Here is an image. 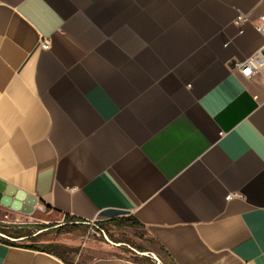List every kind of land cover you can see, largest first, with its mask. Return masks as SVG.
Wrapping results in <instances>:
<instances>
[{"label": "crops", "instance_id": "0c3cea01", "mask_svg": "<svg viewBox=\"0 0 264 264\" xmlns=\"http://www.w3.org/2000/svg\"><path fill=\"white\" fill-rule=\"evenodd\" d=\"M263 15L264 0H0V182L40 221L133 217L172 264H264ZM0 264L69 263L0 241Z\"/></svg>", "mask_w": 264, "mask_h": 264}, {"label": "rangeland", "instance_id": "374dc122", "mask_svg": "<svg viewBox=\"0 0 264 264\" xmlns=\"http://www.w3.org/2000/svg\"><path fill=\"white\" fill-rule=\"evenodd\" d=\"M0 218L12 223L20 221V225L31 227H37L38 224H53L52 232L36 241L12 240L14 238L10 240L19 244L48 246L70 264H87L100 257H119L131 264H152L151 262L158 264L154 256L161 260L162 264V259L167 264H172L161 247L143 228L132 229L118 226L110 221L73 225L65 217L54 218L52 216L40 221L42 219H34L31 215L18 216L4 210H0ZM147 259H151V262Z\"/></svg>", "mask_w": 264, "mask_h": 264}, {"label": "trees", "instance_id": "16d2710c", "mask_svg": "<svg viewBox=\"0 0 264 264\" xmlns=\"http://www.w3.org/2000/svg\"><path fill=\"white\" fill-rule=\"evenodd\" d=\"M69 220L70 223L73 225H81V224H90L89 221H85L82 219H79L77 217H72L67 215L65 217ZM110 222L118 225V226H126L128 228L132 229H140L144 228V226L135 218L128 217L127 219H113L110 220ZM54 227L53 224H38L37 227H31L28 225H11V224H2L0 223V233L7 235L10 238L14 239H22V240H30V241H36L38 238H41L42 236H45L52 232V228ZM35 229L36 231L32 232L31 230ZM0 241H3L7 244H17L14 241H11L8 238H4L0 236ZM19 244V243H18ZM30 249L39 250L48 252L51 254H54L58 256L60 259H62L64 262H67L63 257L59 256L58 254L54 253L53 250L48 246H41L36 244H22ZM163 250V248H161ZM164 251V250H163ZM165 252V251H164ZM166 256L168 257L167 253L165 252ZM169 258V257H168ZM151 262V259H147ZM163 264H167L166 261L162 259ZM68 263V262H67ZM152 264H155L151 262ZM70 264V263H69Z\"/></svg>", "mask_w": 264, "mask_h": 264}, {"label": "water", "instance_id": "95a60500", "mask_svg": "<svg viewBox=\"0 0 264 264\" xmlns=\"http://www.w3.org/2000/svg\"><path fill=\"white\" fill-rule=\"evenodd\" d=\"M38 201L25 193L16 190L14 187L6 185L0 182V205L6 209H10L14 212H21L24 215H32L35 211V206ZM1 237L11 239L5 234L0 233ZM15 240V239H12ZM154 258L162 264L157 257Z\"/></svg>", "mask_w": 264, "mask_h": 264}, {"label": "built area", "instance_id": "2783aa9c", "mask_svg": "<svg viewBox=\"0 0 264 264\" xmlns=\"http://www.w3.org/2000/svg\"><path fill=\"white\" fill-rule=\"evenodd\" d=\"M258 30H259L260 33H262L264 35V15L261 18V24L258 27ZM42 47L44 49H48L50 47V41H47V40L43 41ZM259 56H260L261 60L264 63V46L260 50ZM235 66L247 78H252L254 75H256V73L259 70V65L257 64V62L254 59H251V58L247 59L244 62L237 63ZM231 197L232 196H229L228 199H231Z\"/></svg>", "mask_w": 264, "mask_h": 264}]
</instances>
